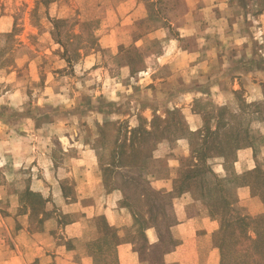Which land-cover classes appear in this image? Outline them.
<instances>
[{"label": "rangeland", "instance_id": "obj_1", "mask_svg": "<svg viewBox=\"0 0 264 264\" xmlns=\"http://www.w3.org/2000/svg\"><path fill=\"white\" fill-rule=\"evenodd\" d=\"M212 2L0 0L2 246L23 224L79 217L65 215L62 193L78 199L83 159L98 162L97 199L123 193L124 238L146 249L135 226L176 217L144 178L175 160L174 189L219 220L222 264H264V158L236 168L237 151L264 144V5ZM241 186L254 203L240 204ZM105 221L90 228L104 234Z\"/></svg>", "mask_w": 264, "mask_h": 264}, {"label": "crops", "instance_id": "obj_2", "mask_svg": "<svg viewBox=\"0 0 264 264\" xmlns=\"http://www.w3.org/2000/svg\"><path fill=\"white\" fill-rule=\"evenodd\" d=\"M214 1L213 7L216 6ZM261 5H264V0H261ZM257 23L264 33V9L258 15ZM258 145L236 152L239 174L253 170L264 158V144ZM258 149L259 153L256 152ZM75 161L84 167L83 178L77 180L78 199L72 201L63 193L62 199L63 209L67 211L65 215L78 209L79 217L69 224L56 226L51 225L53 219H49L39 226L38 231L31 224H23L12 241L14 243L5 248L2 246L4 241H0V264H222L221 253L214 244V236L220 229L219 220L213 218L191 193L174 189L176 178L172 174L177 161H168L169 175L156 177L149 174L144 178L162 194L166 206L173 209L176 217L175 223L166 229L135 226L132 235L142 236L147 243L146 249L124 238V228H131L133 220L129 211L123 208V193L115 190L102 199L95 196L94 191H98L102 183L95 173L98 162L95 160L88 166L83 159ZM37 185L41 192L44 183L39 181ZM237 196L240 204L255 202L247 187H239ZM100 216L106 220L108 231L105 235L98 234L89 225Z\"/></svg>", "mask_w": 264, "mask_h": 264}, {"label": "trees", "instance_id": "obj_3", "mask_svg": "<svg viewBox=\"0 0 264 264\" xmlns=\"http://www.w3.org/2000/svg\"><path fill=\"white\" fill-rule=\"evenodd\" d=\"M48 2L50 3V1H48ZM64 23H65L64 20H59V21L55 22V28L58 29L59 26H60V24H64ZM59 29H60V28H59Z\"/></svg>", "mask_w": 264, "mask_h": 264}]
</instances>
